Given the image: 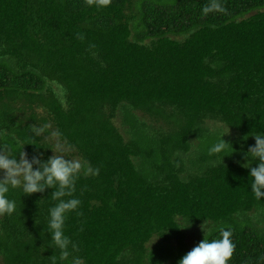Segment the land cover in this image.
<instances>
[{
    "label": "trees",
    "instance_id": "16d2710c",
    "mask_svg": "<svg viewBox=\"0 0 264 264\" xmlns=\"http://www.w3.org/2000/svg\"><path fill=\"white\" fill-rule=\"evenodd\" d=\"M207 3L0 0V147L99 170L77 179L67 257L47 234L55 189L12 190L0 264H178L220 227L230 264H264V198L237 163L264 134V0ZM228 129L222 163L208 146Z\"/></svg>",
    "mask_w": 264,
    "mask_h": 264
},
{
    "label": "clouds",
    "instance_id": "9594fccd",
    "mask_svg": "<svg viewBox=\"0 0 264 264\" xmlns=\"http://www.w3.org/2000/svg\"><path fill=\"white\" fill-rule=\"evenodd\" d=\"M85 3L89 7L93 5L107 7L111 0H85ZM224 11L221 0H209L201 9L203 15ZM43 131L44 129L40 127L32 128L36 136L41 135ZM228 132L229 129L227 132H221L216 141L208 146L209 156H219L222 163L225 155L236 151L231 143L223 139ZM254 138L255 144L249 146L246 153H241L242 159L237 163L249 169L251 191L259 201L264 198V134L254 133ZM243 139L247 140V135ZM24 145L13 144L7 149L0 147V216L5 214L12 216L16 212L17 202L9 196L14 189H19L24 195L55 189L51 191V199L56 203L47 209V234H50L52 241L50 246L60 249L62 257H67L70 248L73 250L78 248L76 242L65 232L67 214L71 212L81 214L78 209L82 201L74 195L77 179L82 172L84 174L91 172L95 175L99 170L93 171L80 160L67 158L63 154L58 155L53 149L54 154L47 159H42V153L35 154L29 159L28 153L23 150ZM229 149L232 151L229 152ZM253 162L256 163L254 167ZM203 231L204 239L184 254L178 264H230L236 249L231 228L220 227L218 239H208L204 228Z\"/></svg>",
    "mask_w": 264,
    "mask_h": 264
},
{
    "label": "rangeland",
    "instance_id": "374dc122",
    "mask_svg": "<svg viewBox=\"0 0 264 264\" xmlns=\"http://www.w3.org/2000/svg\"><path fill=\"white\" fill-rule=\"evenodd\" d=\"M59 149H60V148H58V150H59ZM58 150H56V152H57ZM57 154L60 155L59 152H57ZM197 238H198V237L196 236L195 231H192V232L189 233L188 241H189V243H193V242H195V241L198 240Z\"/></svg>",
    "mask_w": 264,
    "mask_h": 264
}]
</instances>
